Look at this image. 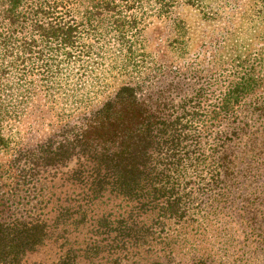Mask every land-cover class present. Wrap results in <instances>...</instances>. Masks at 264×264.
Wrapping results in <instances>:
<instances>
[{"label": "trees", "instance_id": "trees-1", "mask_svg": "<svg viewBox=\"0 0 264 264\" xmlns=\"http://www.w3.org/2000/svg\"><path fill=\"white\" fill-rule=\"evenodd\" d=\"M205 2L0 0V150L16 149L17 167L0 188V264L42 250L33 264H217L204 244L215 227L231 225L242 250L258 240L245 228L264 204V93L250 98L264 88V55L201 83L147 82L143 21ZM177 26L175 53L187 33ZM104 35L118 51L109 62ZM114 70L125 79L108 94ZM64 74L84 93L63 89ZM39 88L80 112L36 146L13 147V122Z\"/></svg>", "mask_w": 264, "mask_h": 264}, {"label": "rangeland", "instance_id": "rangeland-1", "mask_svg": "<svg viewBox=\"0 0 264 264\" xmlns=\"http://www.w3.org/2000/svg\"><path fill=\"white\" fill-rule=\"evenodd\" d=\"M205 3L204 12L200 8L180 3L168 15L159 16L153 12L143 21L141 28L145 49L152 54L155 63L146 73L150 85L174 89L179 81L201 83L213 74L231 71L236 65L240 67L244 63H252L255 57L264 55V0H206ZM179 22L187 31L184 36L186 46L175 53L171 50L170 43L179 34ZM101 37L100 45L109 62L118 53L114 47V38L111 35ZM89 41L93 42V39ZM148 59L151 64V58ZM122 73V70L109 71L105 93L115 91L123 83L125 77ZM61 87L75 90V93H78L77 88L80 89L79 92L85 91L74 76L67 74L61 78ZM261 92L264 93L262 87L250 98L259 96ZM105 93L99 94L97 100ZM70 101L71 98L69 101L63 100L61 93L55 97L44 96L39 88L28 111L21 119L13 122L17 132L13 147H34L46 138L53 125L74 119L80 108L76 109ZM15 154L14 148L0 150L1 191L10 190L11 178L16 176L17 167L12 161ZM205 201L207 197L203 203ZM259 208L262 211L259 218H252L256 215L254 211L248 215L251 222L250 227L245 230L251 234L255 231L260 237L256 242L245 245L244 250L240 248L242 242L237 232L229 224L219 225L218 229L215 227L210 242H202L218 253L217 264H236L240 259V254L237 255L239 249V253H245V264H264V204ZM44 252L42 250L29 258V264L45 260Z\"/></svg>", "mask_w": 264, "mask_h": 264}]
</instances>
